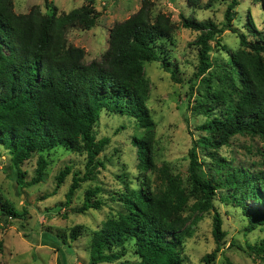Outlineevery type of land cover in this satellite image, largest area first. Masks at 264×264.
<instances>
[{
    "label": "trees",
    "instance_id": "obj_1",
    "mask_svg": "<svg viewBox=\"0 0 264 264\" xmlns=\"http://www.w3.org/2000/svg\"><path fill=\"white\" fill-rule=\"evenodd\" d=\"M96 1L84 0L83 6L69 13H59L56 7L44 13L35 6L27 14H18L15 0H0V156L2 149L8 153L7 170L19 190H24L45 179L46 152L63 148L85 155L83 175L67 167L57 177L60 187L73 173L65 202L69 206L81 184L95 179L97 170L104 167L99 157L110 139H97L95 128L101 114L128 118L140 131L133 138L139 169L158 174L160 183L152 188L147 179L140 190L127 189L117 195L121 211L93 233L85 264H186L185 241L194 236V227L203 215L213 211L217 247L204 258L205 264H211L227 237L214 205L220 190L227 191L221 201L241 210L245 236L264 230V168H234L218 154L239 135L264 140V31L251 19L246 29L253 40L234 28L238 0L228 6L222 27L211 20L183 17V27L199 33L194 44L199 50L198 65L190 95L202 79L191 110L206 119L199 126L202 135L188 152L189 175L184 180L170 167L155 165L156 124L148 106L150 81L146 75L147 64L157 62L178 82L177 71L163 57L175 45L176 25L170 16L155 15L150 1L142 0L137 13L110 30L109 47L101 59L86 63L85 49L71 45L67 35L72 29L95 28L100 16ZM187 3L194 11L208 7L203 0ZM225 30L238 36V50L220 44ZM211 42L227 53V61L213 62ZM35 157V175L27 182L23 167ZM101 192L100 187L87 190L79 212L100 210ZM0 215L24 219L27 210L21 213L0 194ZM81 235L82 226L72 228L71 241L64 244L71 248L70 243ZM52 242L62 253L61 245ZM239 249L264 264V238ZM130 252L136 260L126 259ZM62 254L59 264H68Z\"/></svg>",
    "mask_w": 264,
    "mask_h": 264
},
{
    "label": "rangeland",
    "instance_id": "obj_2",
    "mask_svg": "<svg viewBox=\"0 0 264 264\" xmlns=\"http://www.w3.org/2000/svg\"><path fill=\"white\" fill-rule=\"evenodd\" d=\"M149 1L155 15L162 13L170 16L176 25L175 45H171L170 51L163 57L169 62L170 68L177 71L178 80H172L171 74L164 71L157 62L146 66V75L150 81L148 106L156 124L153 159L158 168L166 165L173 173L186 180L190 164L188 152L194 140L202 135L199 126L206 119L191 110L202 79L200 77L194 87V94L190 95L191 79L195 78L193 75L198 65L199 50L194 44L199 33L185 29L182 25L183 17H193L199 21L211 20L222 27L232 0H203V4L208 7L197 11L189 7L187 0ZM142 4V0H97L96 8L100 13L97 25L90 31L77 28L70 30L67 35L69 43L85 49L86 63L101 59L109 47L110 30L115 24L137 13ZM83 5L84 0H15V11L18 14H27L33 7L38 6L44 13L50 12L54 7L59 13H69ZM235 11L234 28L248 35L250 40H253V36L246 29L250 19L259 31H264V0H238ZM211 44L214 48L211 53L213 62L227 61L228 55L221 46L218 47L216 42ZM220 44L236 51L240 47V40L236 34L225 30L221 34ZM95 132L97 139H110L109 145L99 157L104 167L97 170L95 179L81 184L69 206L65 205V202L73 173L65 178L60 187H57V177L67 167L83 175L87 162L85 155L63 148L46 152L44 157L49 166L45 179L41 183L19 190L14 176L7 170L10 157L2 149L0 194L21 213L27 210V216L24 219H6L0 215V264H59V254L62 253L68 264L87 263L93 233L121 211L116 201L117 195L127 189L140 190L147 179L150 180L152 188L160 183L158 174L139 169L133 138L140 134V131L133 121L104 112ZM218 154L232 162L234 168L250 171L264 168V140L259 137L236 136L230 146L222 148ZM206 163H209L206 167V170H209L210 161L206 160ZM36 167L37 157L24 165L23 169L28 172L25 178L27 182L34 178ZM97 187L102 188L98 195V199L103 202L102 208L80 213L79 208L84 202L86 191ZM226 194L227 191L220 190L214 205L223 219L227 237L216 260L211 264H262L260 260H255L239 248L245 249L247 243L254 244L264 238V230H257L245 236L241 210L235 208L232 203L221 201V197ZM194 200L192 199L191 203ZM248 204L251 205V202ZM213 216V211L205 213L194 227V236L185 241L183 255L186 264H205L204 258L216 249ZM76 226H82V235L70 243L69 248V244L64 242L71 241V229ZM52 241L61 245L62 253L58 252L57 246L52 245ZM232 243L236 245L232 247ZM126 259L134 261L136 256L130 252Z\"/></svg>",
    "mask_w": 264,
    "mask_h": 264
}]
</instances>
